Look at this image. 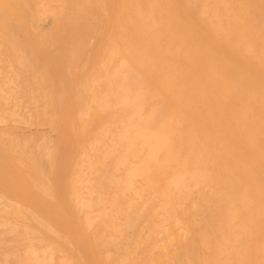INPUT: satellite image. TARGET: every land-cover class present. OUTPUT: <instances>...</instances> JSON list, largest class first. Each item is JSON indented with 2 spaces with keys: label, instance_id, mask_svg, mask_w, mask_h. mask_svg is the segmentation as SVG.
Returning <instances> with one entry per match:
<instances>
[{
  "label": "bare ground",
  "instance_id": "obj_1",
  "mask_svg": "<svg viewBox=\"0 0 264 264\" xmlns=\"http://www.w3.org/2000/svg\"><path fill=\"white\" fill-rule=\"evenodd\" d=\"M0 264H264V0H0Z\"/></svg>",
  "mask_w": 264,
  "mask_h": 264
}]
</instances>
